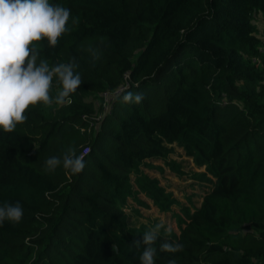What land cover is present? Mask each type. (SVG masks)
I'll list each match as a JSON object with an SVG mask.
<instances>
[{"label":"trees","instance_id":"obj_1","mask_svg":"<svg viewBox=\"0 0 264 264\" xmlns=\"http://www.w3.org/2000/svg\"><path fill=\"white\" fill-rule=\"evenodd\" d=\"M52 2L71 9L70 31L34 42L39 59L73 62L82 83L70 104L30 105L0 132V203L24 210L0 225V264H140L150 228L124 209L146 206L141 191L169 210L142 170L160 160L178 172L168 146L213 188L177 216L179 234L161 228L156 264H264V0ZM127 91L143 101L123 102ZM69 149L89 150L80 173L46 169ZM163 239L183 248L162 251Z\"/></svg>","mask_w":264,"mask_h":264},{"label":"clouds","instance_id":"obj_2","mask_svg":"<svg viewBox=\"0 0 264 264\" xmlns=\"http://www.w3.org/2000/svg\"><path fill=\"white\" fill-rule=\"evenodd\" d=\"M71 9L52 0H0V132H11L17 124L27 119L25 110L38 102L44 105L64 106L72 102V93L82 83L80 72L73 62L50 65L39 59L36 41L46 38L49 46H55L58 38L70 31ZM60 87L51 94L53 80ZM142 92L127 91L122 100L129 104L143 101ZM48 171L62 167L72 174L80 173L85 160L75 149L62 156H50L45 161ZM24 210L16 203H0V225L5 221L18 223ZM162 223L142 234L143 250L139 252L140 264H156L158 241ZM162 251L177 252L183 244L163 239L159 243ZM168 264H175L170 259Z\"/></svg>","mask_w":264,"mask_h":264},{"label":"rangeland","instance_id":"obj_3","mask_svg":"<svg viewBox=\"0 0 264 264\" xmlns=\"http://www.w3.org/2000/svg\"><path fill=\"white\" fill-rule=\"evenodd\" d=\"M168 148H172L173 151L167 160L174 164L178 172L174 171L171 165L167 166L160 160L147 161L151 164V169L142 168V170L150 178L158 180L164 193L170 195L173 203L169 210L161 211L150 198L139 191L136 198L146 206L130 199L124 212L129 216L131 225H145L152 228L156 223H162L164 230L179 234L177 216L183 218L186 210L193 212L200 207L204 196L210 193L213 186L201 179L205 169L198 167L182 149L175 146Z\"/></svg>","mask_w":264,"mask_h":264},{"label":"built area","instance_id":"obj_4","mask_svg":"<svg viewBox=\"0 0 264 264\" xmlns=\"http://www.w3.org/2000/svg\"><path fill=\"white\" fill-rule=\"evenodd\" d=\"M123 88L117 89L113 94L108 95V93L104 94L105 96L107 95V98L105 101H110L111 99L113 100V95L117 94L118 92H120ZM89 150H86L85 152L82 153V157L86 156V154H88Z\"/></svg>","mask_w":264,"mask_h":264}]
</instances>
